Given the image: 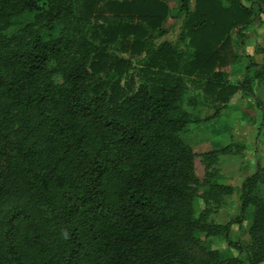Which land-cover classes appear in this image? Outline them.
<instances>
[{"label": "trees", "instance_id": "trees-1", "mask_svg": "<svg viewBox=\"0 0 264 264\" xmlns=\"http://www.w3.org/2000/svg\"><path fill=\"white\" fill-rule=\"evenodd\" d=\"M181 2L9 0L0 25V99L24 114L33 131L0 127V207L26 196L49 213L13 205L0 223V264H214L200 254L191 221L197 170L203 166L209 178L211 152L196 155L180 138L189 117L178 76H205L206 93L228 102L215 70L225 62L231 33L243 37L264 0H190L192 10ZM182 13L189 59L162 43L151 65L165 75L147 65L140 69L144 83L130 95L106 96L89 85L108 64L105 54L92 55L88 42L56 77L43 80L51 62L74 45L78 19H110L105 42L119 37L123 50L140 56L152 52L153 41ZM13 25L16 33L8 31ZM241 59L242 93L253 99V82H264V73L253 70L250 78L255 62ZM256 175L242 183L238 215L222 227L223 264L264 262V205L249 245L230 238L231 227L247 216L245 191ZM231 192L215 186L212 198L218 203ZM231 250L244 258L230 257Z\"/></svg>", "mask_w": 264, "mask_h": 264}, {"label": "rangeland", "instance_id": "rangeland-1", "mask_svg": "<svg viewBox=\"0 0 264 264\" xmlns=\"http://www.w3.org/2000/svg\"><path fill=\"white\" fill-rule=\"evenodd\" d=\"M58 1V0H54ZM67 2V0H59ZM180 3L181 0H176ZM190 0H182L181 5L190 8ZM262 13L259 18L241 32L240 37L236 31L231 33L230 47L225 53V62L215 71L220 75L218 79L226 90L228 102L222 103L217 96L209 95L205 91L207 78L203 75L178 76L179 85L182 90L181 109L189 117L188 123L180 133V138L186 145L196 148V155L211 152L209 154L208 175L202 166L197 170L200 180L196 187L193 214V238L197 240L200 254L206 260L214 264L225 263L227 245L222 236V227L234 219L239 212L240 188L244 180L257 172L255 179L245 191L247 203V216L240 225H233L230 238L233 242L241 245H249L252 227L259 224L263 214L264 205V82L255 80L252 86L254 98H247L242 93V81L246 73V60L242 56H250L255 62L254 68L249 70L252 78L253 70L264 73V2ZM11 10L9 0H0V25L4 23L5 15ZM186 13L179 16L178 22L172 30L163 38L153 41V50L148 54L132 56L127 50H123L120 43L124 40L118 37L114 44L106 43L110 35V19L93 18L90 20H77V27L73 30L75 43L63 56L54 59L43 75L56 77L73 57L80 51V44L88 42L92 55L103 53L106 55L107 69L98 75L92 76L89 85L102 88L103 95L112 96L115 91H125V95L135 92L137 86L142 82L146 73L140 74V69L151 65V54H155L162 43L169 44L176 53L184 58L188 57L187 43L182 41ZM13 25L9 32L17 30ZM8 32V33H9ZM183 33V34H182ZM128 42L130 40L127 38ZM5 52L0 49V58ZM235 56L239 59L235 60ZM154 59V58H153ZM189 59V58H187ZM3 65V63H2ZM152 66V65H151ZM121 67V69H120ZM149 72L165 75L156 67H149ZM132 73V76H128ZM149 76V75H148ZM130 77L133 79L131 80ZM159 78V77H158ZM161 79V78H160ZM15 82V77H11ZM18 83V82H15ZM124 95V96H125ZM17 130L24 134L33 131L31 122L16 107L0 99V127ZM258 159V165H256ZM224 185L231 188L232 192L225 195L218 203L212 198L213 188ZM12 190V189H11ZM13 205H18L23 210L31 213L48 212L45 208H38L36 202L29 200L26 196H20L10 204L6 203L0 207V223L5 214ZM230 257L244 258L231 250ZM258 264H264L260 262Z\"/></svg>", "mask_w": 264, "mask_h": 264}]
</instances>
